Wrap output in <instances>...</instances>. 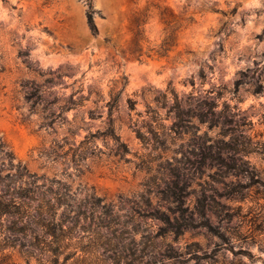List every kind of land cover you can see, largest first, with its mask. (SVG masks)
Here are the masks:
<instances>
[{
	"label": "rangeland",
	"instance_id": "1",
	"mask_svg": "<svg viewBox=\"0 0 264 264\" xmlns=\"http://www.w3.org/2000/svg\"><path fill=\"white\" fill-rule=\"evenodd\" d=\"M6 184L0 264H264V0H0Z\"/></svg>",
	"mask_w": 264,
	"mask_h": 264
},
{
	"label": "trees",
	"instance_id": "2",
	"mask_svg": "<svg viewBox=\"0 0 264 264\" xmlns=\"http://www.w3.org/2000/svg\"><path fill=\"white\" fill-rule=\"evenodd\" d=\"M88 21L91 27L94 29L92 13L88 14ZM10 185L6 184L2 194H0V220L3 217L17 218L12 221V224L24 220H31L33 226L42 232V235L49 238L47 243L48 252L52 253L55 257L60 255L62 249V243L70 236L69 233L73 229V226H66L64 220V214H58V210L66 206L69 211H73L71 203L63 204L60 201H56L55 204L44 203L40 204L37 208L32 210L30 203H27L25 199L33 200L28 195H23L19 192L10 191ZM73 201V200H72ZM25 228H28V222L23 224ZM74 225V224H73ZM12 230V229H11ZM31 230V229H30ZM33 231V229L31 230ZM15 232V231H13ZM57 262V261H54Z\"/></svg>",
	"mask_w": 264,
	"mask_h": 264
}]
</instances>
